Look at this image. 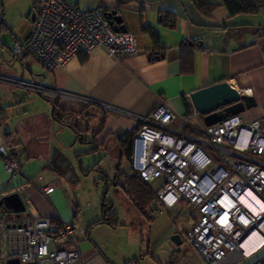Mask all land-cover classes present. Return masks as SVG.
<instances>
[{
    "label": "crops",
    "instance_id": "0c3cea01",
    "mask_svg": "<svg viewBox=\"0 0 264 264\" xmlns=\"http://www.w3.org/2000/svg\"><path fill=\"white\" fill-rule=\"evenodd\" d=\"M13 1L0 0V75L60 91L62 96L0 82V148L7 145L20 165L19 173L11 175L0 156V199L17 193L23 203L21 211L0 204V219L18 222L43 216L50 219L51 228L61 221H73V239L81 250V261L75 264H129L136 259V249L158 264H204L184 239L195 214L188 216L186 227L168 215L172 207L159 212L154 197L142 213L134 206L123 187L125 176L131 173L129 156L118 140L137 130V117L146 115L160 97L184 115L190 93L219 81L254 98V106L238 114L243 121H264V11L230 15L222 0H209L218 4L209 15L201 13L192 0H67L82 10L116 11L126 32L136 38V51L113 57L95 46L49 70L31 54L20 60L11 58L13 41L26 38L33 26V0H16L14 8ZM165 13L174 19L172 27L161 22ZM142 25L157 33L158 43ZM53 103L82 112L78 120L73 118L80 135L53 118ZM15 105L18 112L11 117L9 108ZM87 110L91 115L85 117ZM90 153L99 159L113 156L118 177L114 184L130 200V225L119 223L111 206L106 214L115 213V218L109 217L114 224H93L103 218L102 202L92 206L84 201L76 169L85 172L81 161ZM44 183H53L54 188L43 193L39 186ZM149 211L150 235L136 248V241L129 239L137 233L133 221ZM157 215L169 219L156 227ZM173 235H178L179 242ZM163 248L166 254L160 256ZM173 254L177 256L171 260Z\"/></svg>",
    "mask_w": 264,
    "mask_h": 264
},
{
    "label": "built area",
    "instance_id": "2783aa9c",
    "mask_svg": "<svg viewBox=\"0 0 264 264\" xmlns=\"http://www.w3.org/2000/svg\"><path fill=\"white\" fill-rule=\"evenodd\" d=\"M245 2L252 13L264 11V0ZM32 12L30 34L11 46L13 60L31 54L52 70L95 46L113 57L136 51L135 36L114 30L102 9L82 10L67 0H33ZM0 82L62 96L60 91L4 75ZM137 121L129 170L149 185L158 211L178 203L195 209L184 239L204 264H235L249 256L252 252H245L243 242L251 231L264 238V121L245 122L230 115L206 125L191 102L188 111L179 115L164 97ZM0 156L7 173H19L20 165L7 145L0 148ZM153 182L158 183L155 190ZM53 188V183L39 186L43 193ZM244 196L260 206L253 210ZM73 230V221L51 228L50 219L43 216L18 222L0 219V261L79 263L81 250L75 246ZM254 264H264V258Z\"/></svg>",
    "mask_w": 264,
    "mask_h": 264
},
{
    "label": "rangeland",
    "instance_id": "374dc122",
    "mask_svg": "<svg viewBox=\"0 0 264 264\" xmlns=\"http://www.w3.org/2000/svg\"><path fill=\"white\" fill-rule=\"evenodd\" d=\"M7 3L13 0H5ZM16 4V0L13 1L12 7L14 8ZM261 12V11H260ZM11 108V109H10ZM9 108L11 117H15L16 113L18 112V106H12ZM85 113L84 116L87 117L89 114L91 115V111H83ZM77 147L78 144H75ZM74 146V147H75ZM73 147V148H74ZM72 148V150H73ZM72 154V153H70ZM112 155H107L105 158L99 159L98 155H93L92 153L88 155H84L81 161V166L85 169V172H79L80 168L78 169L79 177L81 185L79 187V191L82 193V197L84 198L85 202H91L92 206L95 204L100 206L101 202L107 203L111 210H114L117 215V219L120 222H125L126 225H130L129 222L132 220V214L129 212V196L126 195L118 185H115L114 182L117 180L118 177H115V167L114 161L112 160ZM125 163L122 161V165ZM78 165V166H77ZM77 167H80V164H76ZM151 187L155 190L158 187L157 182L151 183ZM153 201V200H152ZM94 204V205H93ZM155 205L152 204L151 206ZM150 211L146 214V216H142L140 219L134 220L133 226L136 228L137 233L135 236L130 237V242L136 241V248L141 246V243L144 245L146 243V239L148 238V215ZM171 214V218L174 222L178 224H183V226L187 225L188 216L194 215L195 210L192 206L185 204V203H178L169 210L168 215ZM154 220V226L158 227L163 225L166 220L169 219L167 215L159 216ZM187 227V226H186ZM185 227V228H186ZM140 228L141 232H140ZM181 236V235H180ZM182 245H184L183 239ZM187 244V243H186ZM188 245V244H187ZM144 251H139L136 249L135 254V261L134 259H130L129 264H158L154 257L151 255L145 254L142 255ZM160 256H163L166 253L165 249H161ZM163 254V255H162ZM142 255V256H141ZM132 258V257H131ZM128 264V263H127Z\"/></svg>",
    "mask_w": 264,
    "mask_h": 264
},
{
    "label": "water",
    "instance_id": "95a60500",
    "mask_svg": "<svg viewBox=\"0 0 264 264\" xmlns=\"http://www.w3.org/2000/svg\"><path fill=\"white\" fill-rule=\"evenodd\" d=\"M109 23L116 31H126L121 23V17L116 11L104 12ZM31 20H34V13H31ZM190 101L206 125L220 121L230 115H238L246 108L254 106V98L247 94H240L234 87L226 81H219L211 85L202 87L190 93ZM13 205L14 211L23 210V203L17 193H11L0 199V204ZM172 239L179 242L178 235H173ZM264 258V246L256 248L249 256L235 264H254ZM5 264H26L20 263L17 258H8Z\"/></svg>",
    "mask_w": 264,
    "mask_h": 264
},
{
    "label": "trees",
    "instance_id": "16d2710c",
    "mask_svg": "<svg viewBox=\"0 0 264 264\" xmlns=\"http://www.w3.org/2000/svg\"><path fill=\"white\" fill-rule=\"evenodd\" d=\"M196 8L203 14L209 15L211 12L218 6L217 3L211 2L209 0H192ZM223 5L227 8L230 15L237 14L239 12H250L251 8L249 7L245 0H222ZM161 22L166 24L167 26L172 27L174 25V19L169 17L167 13L161 15ZM142 30L148 33L154 40L155 43H158V35L152 29L147 28L146 26L142 25ZM162 56V53L160 54ZM188 103L186 102V107H188ZM82 112H75L73 110L62 109L58 103H53V118L63 125L70 126L77 135H80V130L78 129L77 125L73 123V118L80 116ZM135 132L126 133L123 137H121L119 141V145L124 149L125 154L127 156L130 155L131 151V144L132 138ZM124 190L125 192L131 196V200L134 206L137 208L139 212H144L145 208L152 202L153 195L150 187L146 182H143L134 172L127 174L125 176L124 182ZM103 208V218L96 220L93 224L97 222H107L111 225L114 223L110 221L109 217L112 216L115 218V213L110 212L106 214L109 209V205L107 203L102 202ZM112 217V218H113ZM177 254H173L171 260L174 259Z\"/></svg>",
    "mask_w": 264,
    "mask_h": 264
},
{
    "label": "bare ground",
    "instance_id": "6f19581e",
    "mask_svg": "<svg viewBox=\"0 0 264 264\" xmlns=\"http://www.w3.org/2000/svg\"><path fill=\"white\" fill-rule=\"evenodd\" d=\"M243 199L245 200L247 205L253 210L257 209V205L260 206V203L256 199H250L247 196H244ZM262 242H264V238H262L256 230L251 231V233L243 242L245 252L250 253L254 251L256 248L259 247V245H261Z\"/></svg>",
    "mask_w": 264,
    "mask_h": 264
},
{
    "label": "flooded vegetation",
    "instance_id": "af4514ba",
    "mask_svg": "<svg viewBox=\"0 0 264 264\" xmlns=\"http://www.w3.org/2000/svg\"><path fill=\"white\" fill-rule=\"evenodd\" d=\"M75 118L77 119V118H79V117L77 116V117H75ZM81 118H82V117H81ZM77 120H78V119H77Z\"/></svg>",
    "mask_w": 264,
    "mask_h": 264
}]
</instances>
